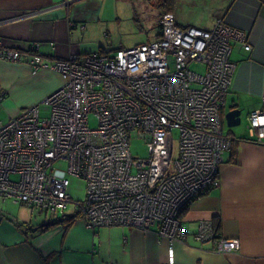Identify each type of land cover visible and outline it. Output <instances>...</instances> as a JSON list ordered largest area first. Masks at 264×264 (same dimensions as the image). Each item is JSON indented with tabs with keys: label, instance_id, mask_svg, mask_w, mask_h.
I'll use <instances>...</instances> for the list:
<instances>
[{
	"label": "built area",
	"instance_id": "built-area-1",
	"mask_svg": "<svg viewBox=\"0 0 264 264\" xmlns=\"http://www.w3.org/2000/svg\"><path fill=\"white\" fill-rule=\"evenodd\" d=\"M235 46L252 51L247 31L223 19L210 30L182 27L171 13L149 43L51 64L43 62L39 44L22 50L0 40V61L26 58L35 72L51 69L63 80L44 101L47 115L34 105L0 126V196L53 216L66 215L73 204L72 214L80 213L91 229L156 226L170 242L184 239L183 212L221 186L220 167L233 149L234 139L223 133L222 106L236 70ZM248 132L246 141L264 145V99L249 115ZM135 137L145 140L148 157L132 156ZM59 161L68 168L56 167ZM70 176L86 181L84 201L69 194ZM215 236L203 224L195 238L215 242L218 253L240 248L237 240Z\"/></svg>",
	"mask_w": 264,
	"mask_h": 264
},
{
	"label": "crops",
	"instance_id": "crops-1",
	"mask_svg": "<svg viewBox=\"0 0 264 264\" xmlns=\"http://www.w3.org/2000/svg\"><path fill=\"white\" fill-rule=\"evenodd\" d=\"M67 1L0 0V40L22 50L39 44L42 60L49 64L55 58L97 52L88 43L93 30L101 32L109 22L118 21L120 13L106 10L108 0H77L69 5ZM188 1L192 6H185L190 12H201L209 21L202 19L194 25L185 19L183 25L174 10L178 25L210 30L223 19L248 32L252 51L240 46L233 49L236 70L222 119L223 133L234 139V150L224 155L221 186L189 204L181 221L185 238L170 242L159 236L156 226L148 232L123 226L91 229L81 217L69 227L58 224L34 232L42 222L48 223L50 214L0 196V264H170L171 254L173 264H264V145L246 141L249 115L263 108L264 0ZM112 48H105L106 53L124 47L112 44ZM23 60L0 61V126L26 108L40 106L63 84L57 72L43 68L35 72ZM237 108L246 125L229 128L225 114ZM203 224H210L222 239L237 240L240 248L218 253L215 242L197 241L195 235Z\"/></svg>",
	"mask_w": 264,
	"mask_h": 264
},
{
	"label": "rangeland",
	"instance_id": "rangeland-1",
	"mask_svg": "<svg viewBox=\"0 0 264 264\" xmlns=\"http://www.w3.org/2000/svg\"><path fill=\"white\" fill-rule=\"evenodd\" d=\"M111 3L106 1V10L109 12L120 13L118 21L109 22L107 27L105 25V29L101 32L93 30L92 32V42L88 41L90 47L93 50H99V47L108 48L113 50L112 44L115 48L121 47L123 45L124 48H131L140 43H147L148 38H153L157 36L159 33V25H160V11H158L156 2L154 4H150L147 0H108ZM180 1V2H179ZM178 7L175 10V14L177 19H179L180 23H184L185 19H189L193 21V24L197 21L207 20L209 18L203 16L201 12H190L189 9L185 6H192L187 3V0H179ZM69 1L65 2L68 3ZM190 3V0L188 1ZM183 24V25H184ZM212 24V23H211ZM208 25V26H211ZM195 25V24H194ZM153 38L151 41H153ZM102 41V44L99 43ZM91 52V51H90ZM96 52V51H93ZM173 61L170 59V67L172 68ZM194 69L199 72H204V67L202 65H194ZM40 105L42 112H49V108L45 105V103L41 102ZM35 105V104H34ZM32 105V106H34ZM41 112V113H42ZM43 115V114H42ZM91 117L90 124L91 127L95 128L97 126V120H93ZM246 125V122H243L238 128H244L243 125ZM174 139V151L175 154L178 152L179 148V132L175 130L173 132ZM130 152L134 158H146L148 157V147L145 140L140 138H132L129 142ZM56 167L61 169H67L68 163L65 161H59L56 164ZM70 187L69 194L75 201H84L86 199V181L70 176ZM74 210L73 204L69 205L65 214H71ZM37 213V212H36ZM48 215L51 219L53 214L49 213ZM63 214L60 212L55 215L54 218H61ZM41 218V216H40ZM43 220V218H41ZM45 219V218H44Z\"/></svg>",
	"mask_w": 264,
	"mask_h": 264
},
{
	"label": "trees",
	"instance_id": "trees-1",
	"mask_svg": "<svg viewBox=\"0 0 264 264\" xmlns=\"http://www.w3.org/2000/svg\"><path fill=\"white\" fill-rule=\"evenodd\" d=\"M147 1H149L151 5L154 4L153 2H156L155 4H157V7L159 9L158 11H160V17H162L168 13L173 14L174 10H175L176 3H177V0H147ZM179 26H181V25H179ZM182 27H184V26H182ZM186 27H191V26H186ZM159 34H160V31H159L157 36H159ZM98 51L100 53H106V50L103 47H100ZM233 150H234V142H233V149L231 150V152ZM77 202H80V201H77ZM187 209H188V206H187L186 210ZM186 210L183 212V215L185 214ZM183 215H182V217H183ZM80 217H81V214L76 213V214H72V215H63L61 218L55 217V218L49 219L48 225L45 227V229L50 228L54 225H58V224L65 225V226L69 227L77 218H80ZM215 235H216L215 238H220L218 236V231L216 229H215Z\"/></svg>",
	"mask_w": 264,
	"mask_h": 264
},
{
	"label": "water",
	"instance_id": "water-1",
	"mask_svg": "<svg viewBox=\"0 0 264 264\" xmlns=\"http://www.w3.org/2000/svg\"><path fill=\"white\" fill-rule=\"evenodd\" d=\"M69 2L67 3V5L74 3L77 0H68ZM66 4V3H65ZM242 111L240 109H231L229 112H227L225 114V120H226V124L229 128H234L237 127L239 125H241L242 123ZM67 215V214H66ZM72 215V214H71ZM48 225V223L46 222H42L39 226H37L36 228L33 229L34 232H36L37 230H43L45 229V227Z\"/></svg>",
	"mask_w": 264,
	"mask_h": 264
},
{
	"label": "bare ground",
	"instance_id": "bare-ground-1",
	"mask_svg": "<svg viewBox=\"0 0 264 264\" xmlns=\"http://www.w3.org/2000/svg\"><path fill=\"white\" fill-rule=\"evenodd\" d=\"M161 18H162V17H160V20H161ZM159 31H160V25H159ZM149 42H150V41H147V43H149ZM142 44H144V43H142Z\"/></svg>",
	"mask_w": 264,
	"mask_h": 264
}]
</instances>
